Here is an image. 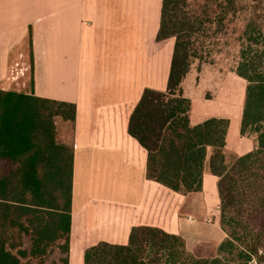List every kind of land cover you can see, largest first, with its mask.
Returning <instances> with one entry per match:
<instances>
[{"label":"trees","instance_id":"obj_1","mask_svg":"<svg viewBox=\"0 0 264 264\" xmlns=\"http://www.w3.org/2000/svg\"><path fill=\"white\" fill-rule=\"evenodd\" d=\"M225 2L235 6V0ZM210 16L208 10L190 14L186 0L162 1L157 40L174 39L166 90H144L127 134L147 154V181L178 196L201 191L210 150L208 170L218 179L225 240L215 255L203 257L176 233L135 226L125 245L87 247L82 264H264V29L245 22L235 69L246 83L240 134H253L255 145L227 163L228 119L191 126L190 101L181 89L191 64L203 61L210 28L215 23L222 29L223 20ZM27 61L25 87L0 89V264H45L56 253L57 264H68L73 151L58 141L56 122L72 125L75 106L36 97L31 51Z\"/></svg>","mask_w":264,"mask_h":264},{"label":"crops","instance_id":"obj_2","mask_svg":"<svg viewBox=\"0 0 264 264\" xmlns=\"http://www.w3.org/2000/svg\"><path fill=\"white\" fill-rule=\"evenodd\" d=\"M162 1L0 0V89L25 87L31 51L34 95L75 106L68 264H82L84 250L98 242L125 245L135 226L176 233L196 255L199 245L214 253L226 238L210 150L201 191L178 196L147 181V154L127 134L144 90H166L174 39L157 40ZM186 80L190 125L228 119L225 157L226 150L250 152L253 137L240 134L242 108L209 116L194 108Z\"/></svg>","mask_w":264,"mask_h":264},{"label":"rangeland","instance_id":"obj_3","mask_svg":"<svg viewBox=\"0 0 264 264\" xmlns=\"http://www.w3.org/2000/svg\"><path fill=\"white\" fill-rule=\"evenodd\" d=\"M225 1L186 0V9L190 14L198 16L208 10L213 22L215 18L223 20L219 32L215 23L210 28L207 34L211 39L210 45H206L203 61H194L191 64L185 82L187 93L194 99V108L207 110L209 116L217 114L218 108L223 113L231 110L234 116L242 108L246 83L235 74V69L243 43L244 24L250 20L255 26L264 29V0H235L234 7L228 6ZM192 118H195L194 114ZM232 125L235 126V122ZM56 127L58 141L69 145L71 125L62 121ZM233 157L234 154L226 150L227 163ZM197 248L196 252L203 257L213 256L217 250L210 252L203 244ZM58 259L57 253L50 255L45 264H57Z\"/></svg>","mask_w":264,"mask_h":264},{"label":"built area","instance_id":"obj_4","mask_svg":"<svg viewBox=\"0 0 264 264\" xmlns=\"http://www.w3.org/2000/svg\"><path fill=\"white\" fill-rule=\"evenodd\" d=\"M17 66V65H16ZM17 73H15V75H16Z\"/></svg>","mask_w":264,"mask_h":264}]
</instances>
